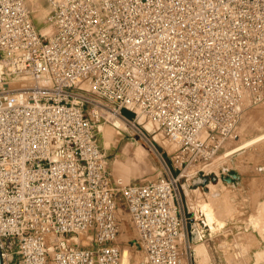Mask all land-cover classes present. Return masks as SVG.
<instances>
[{"label": "built area", "instance_id": "built-area-1", "mask_svg": "<svg viewBox=\"0 0 264 264\" xmlns=\"http://www.w3.org/2000/svg\"><path fill=\"white\" fill-rule=\"evenodd\" d=\"M44 2L49 35L26 0H0V263L122 264L121 205L145 264H193L178 181L264 102V0ZM104 112L149 120L178 172L115 179Z\"/></svg>", "mask_w": 264, "mask_h": 264}, {"label": "rangeland", "instance_id": "rangeland-1", "mask_svg": "<svg viewBox=\"0 0 264 264\" xmlns=\"http://www.w3.org/2000/svg\"><path fill=\"white\" fill-rule=\"evenodd\" d=\"M26 5L39 29L48 12L46 3L44 0H26ZM84 107L89 109L90 105ZM106 114L104 112L103 118L96 123L95 133L107 161V170L115 179L123 183L155 181L163 176L166 165L173 173L178 172L172 163L176 146L169 144L149 120L141 116L137 118L136 129L114 121L113 117L107 118ZM121 114L129 119L134 117L127 109H122ZM235 131L237 136L224 140L211 155L208 159L211 163L202 162L205 166L201 171L197 172L199 166L196 162L185 167L182 165L184 172L178 181L180 195L186 198L189 206L196 202L199 212L209 209L206 213L208 222L212 218L211 197L208 195V201L202 200L207 190L210 189L213 196L216 195L215 188L220 190V195L212 198L224 214H229L231 204H236L230 216L235 224H228L221 230L220 240L215 241L216 252L192 243L193 264H264V172L263 176L252 181L256 191L247 194H235V188L224 183L230 176L237 178V174H231L233 171L246 173L247 169H252L258 172V167L264 168V102L245 105ZM117 221L116 244L121 249V262L145 264L144 254L134 241L130 218L121 205L118 206ZM217 223L216 228H221L222 221L217 220Z\"/></svg>", "mask_w": 264, "mask_h": 264}, {"label": "crops", "instance_id": "crops-1", "mask_svg": "<svg viewBox=\"0 0 264 264\" xmlns=\"http://www.w3.org/2000/svg\"><path fill=\"white\" fill-rule=\"evenodd\" d=\"M262 169L264 168L258 167V172H254V170L252 169H247L248 172L246 173L233 171L231 174H237V178L235 179L233 176H230L228 177V180H224V183H226L228 186H232L233 188H235V194H247L248 192H251L253 190L256 191V188L253 189L254 186L252 181L254 178H260L261 175L263 176L264 171ZM239 186H242V188H240ZM260 187L261 190H263V186L261 185ZM215 192L216 195L213 196L211 194V190L209 189L204 192V196L202 195V200L205 201L209 200L208 195L211 197V200H209V206L212 211V218L210 220L208 219L209 222L207 221V217L209 218V216L206 215L209 209H207L206 211L199 212L196 209L197 203L195 202L194 206H189V203L186 198L181 197L182 208L180 211V213L184 214V216H186L188 219L186 221L185 226L191 242L194 243L195 246L202 245L204 247H208L212 250V252H216L217 245H215V241L220 240L219 236L221 235V230L224 228V226L228 224H235V221H233L230 216L235 210L234 205H236L231 204L232 211L229 214H224L221 207L218 206L217 201L214 200L220 195V190H218V188H215ZM212 197H214V199ZM217 220L222 221L223 225L221 228H216V226L218 225ZM194 253L196 256L195 251Z\"/></svg>", "mask_w": 264, "mask_h": 264}, {"label": "bare ground", "instance_id": "bare-ground-1", "mask_svg": "<svg viewBox=\"0 0 264 264\" xmlns=\"http://www.w3.org/2000/svg\"><path fill=\"white\" fill-rule=\"evenodd\" d=\"M39 29H40V32H41L42 34L49 35V34L51 33V28H50L48 25H42V27L39 28ZM116 120L120 122V120H118V119L115 118L114 121H116ZM148 127H149V126H148ZM149 129H150V128H149ZM183 172H184V170L181 172L180 177L183 175ZM125 223H126V222H125ZM122 264H125V263H122Z\"/></svg>", "mask_w": 264, "mask_h": 264}, {"label": "flooded vegetation", "instance_id": "flooded-vegetation-1", "mask_svg": "<svg viewBox=\"0 0 264 264\" xmlns=\"http://www.w3.org/2000/svg\"><path fill=\"white\" fill-rule=\"evenodd\" d=\"M188 220V219H187ZM189 236V235H188ZM189 239H190V237H189ZM191 241V240H190Z\"/></svg>", "mask_w": 264, "mask_h": 264}, {"label": "water", "instance_id": "water-1", "mask_svg": "<svg viewBox=\"0 0 264 264\" xmlns=\"http://www.w3.org/2000/svg\"><path fill=\"white\" fill-rule=\"evenodd\" d=\"M235 178V177H234ZM1 264V263H0Z\"/></svg>", "mask_w": 264, "mask_h": 264}]
</instances>
